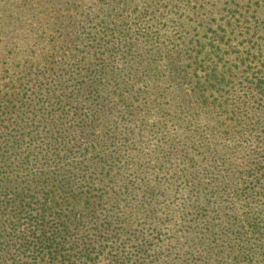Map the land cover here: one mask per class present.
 Masks as SVG:
<instances>
[{
    "label": "trees",
    "instance_id": "trees-1",
    "mask_svg": "<svg viewBox=\"0 0 264 264\" xmlns=\"http://www.w3.org/2000/svg\"><path fill=\"white\" fill-rule=\"evenodd\" d=\"M0 264H264V0H0Z\"/></svg>",
    "mask_w": 264,
    "mask_h": 264
}]
</instances>
